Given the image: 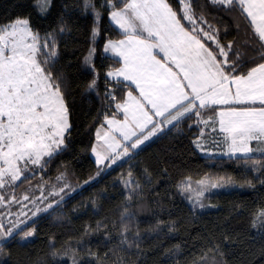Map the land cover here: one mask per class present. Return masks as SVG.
Wrapping results in <instances>:
<instances>
[{"label": "snow or ice", "instance_id": "obj_1", "mask_svg": "<svg viewBox=\"0 0 264 264\" xmlns=\"http://www.w3.org/2000/svg\"><path fill=\"white\" fill-rule=\"evenodd\" d=\"M9 7L0 17V260L11 258L13 246L33 242L42 223L66 220L74 193L127 164L115 185L118 217L85 223L79 236L62 241L50 233L46 255L31 264H141L148 236L139 216L147 210L143 189L153 169L132 162L172 133L213 161L227 157L242 166L241 181L227 174L178 176L170 198L186 202L192 215L214 206L206 202L213 190L264 186V0H81L77 7L91 24L80 82L101 101L88 125L94 138L82 149L95 158V172L82 182L72 179L67 163L56 164L71 150L76 126L61 49L72 31L68 4L25 0ZM153 203L164 207L163 200ZM91 204L97 209L96 198ZM246 211L243 235L226 224L219 236L200 237L187 264H232L236 246L264 260V243L248 244L264 242V203ZM180 228L178 219L156 216L146 232L159 239ZM95 234L101 239L92 245ZM180 252L177 243L163 254Z\"/></svg>", "mask_w": 264, "mask_h": 264}, {"label": "trees", "instance_id": "obj_2", "mask_svg": "<svg viewBox=\"0 0 264 264\" xmlns=\"http://www.w3.org/2000/svg\"><path fill=\"white\" fill-rule=\"evenodd\" d=\"M24 2L25 0H0V17H3L6 11H12L9 7L10 4H23ZM63 2L68 4L72 31L64 37L61 49L64 56L63 65L71 80L70 102L74 106L73 120L76 126L72 132L71 150L64 153L56 164L67 163L70 170L75 173L72 179L82 182L95 172V163L91 159L90 151L84 152L82 149L90 139L94 138V129H90L88 125L92 123L93 117L101 106V101L94 93L86 92L80 82L79 58L86 54V48L89 45L87 32L91 24V15L80 12L77 5L81 3V0H57L58 5ZM48 22L47 18L41 20L43 25ZM100 51L102 52V45ZM98 62L108 63L103 60H98ZM78 85L80 86L78 87ZM132 164L135 166L147 164L153 169L152 183L143 189L144 200L142 202L146 204L147 210L139 216L142 234L148 236L144 246L145 256L141 258V264H177V261L179 264H187L192 254L199 250V245L202 243L200 237L206 236L210 232L219 236V229L226 224L234 233L243 235L247 231L246 210L264 203V186L256 181H254L255 188L246 185L240 187L238 183L237 189L213 193L212 198L206 202L214 206L203 212H198L196 215L190 213L186 202L180 200L179 197L170 198V194L174 192L171 186L182 174H192L193 176L204 173L227 174L234 176L238 181L243 178L242 166H238L234 161H229L228 158L219 157L213 161L208 157H203L194 149L189 140L176 133L153 143ZM163 168H167L168 171L161 175L160 172ZM127 169V164L122 168L113 166L108 173L102 174V180L98 178L99 182H93L94 187L86 185L82 194L74 193V198L64 209L66 220L42 223L33 242L26 246H13L11 258L5 257L4 260H0V264H31L32 260L46 255L50 233H55L58 241H62L69 237L79 236L85 223H91L94 226L98 219L117 218L120 210L118 205L121 200V188L115 185L117 177ZM137 170H139L138 167ZM253 175L255 174H249L248 178H252ZM103 197H107V199ZM93 198L97 199V209L92 208L91 200ZM155 200H163L164 207L160 208L154 204ZM237 206L245 210L244 215L238 216L235 213ZM156 216L164 220L178 219L181 222L179 233L167 237L161 235L159 239L155 237V234L149 236L146 229L149 223H154ZM89 239L91 244L95 245L100 241L101 234L92 235ZM177 243L181 245V252L177 256L163 254L165 249L173 248ZM261 243L264 242L248 239V244L255 248H259ZM105 250L101 249L102 252ZM243 251L244 249L240 246L233 249L232 264H264V260L259 257L242 255ZM64 264H68V262L65 261Z\"/></svg>", "mask_w": 264, "mask_h": 264}, {"label": "rangeland", "instance_id": "obj_3", "mask_svg": "<svg viewBox=\"0 0 264 264\" xmlns=\"http://www.w3.org/2000/svg\"><path fill=\"white\" fill-rule=\"evenodd\" d=\"M197 151V150H196ZM201 156H203V157H206L204 154H202V153H200L199 151H197ZM217 158H219V157H217ZM223 158H227V157H223ZM238 188V186H235V187H231V188H224V189H217V190H213V193H216V192H228V191H230V190H232V189H237ZM210 208H212V207H209V208H207V209H210Z\"/></svg>", "mask_w": 264, "mask_h": 264}, {"label": "crops", "instance_id": "obj_4", "mask_svg": "<svg viewBox=\"0 0 264 264\" xmlns=\"http://www.w3.org/2000/svg\"><path fill=\"white\" fill-rule=\"evenodd\" d=\"M90 156H91V159H92L93 162H94L95 158L92 156L91 152H90Z\"/></svg>", "mask_w": 264, "mask_h": 264}]
</instances>
